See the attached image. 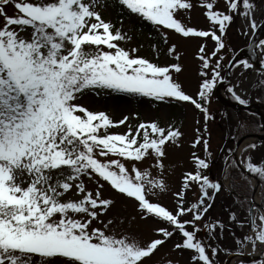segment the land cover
<instances>
[{
    "label": "snow or ice",
    "instance_id": "1",
    "mask_svg": "<svg viewBox=\"0 0 264 264\" xmlns=\"http://www.w3.org/2000/svg\"><path fill=\"white\" fill-rule=\"evenodd\" d=\"M219 3L0 0V264H148L174 235L180 236L174 249L190 250L191 264H215L221 249L209 241H215L217 228L222 232L225 225L206 218L222 189L219 181L205 174L212 155L208 121L214 116L209 105L217 85L227 79L222 71L253 67L249 60L235 56L224 64L227 29L238 16L254 33L259 26L255 13L264 16V0H223L222 7ZM197 7L209 22L207 29L178 18L184 13L190 20ZM109 8L116 10L117 23L102 16ZM125 17L149 25L164 45L168 30L183 38L214 42L211 51L206 43H199L194 54L199 78L194 95L174 78L183 65H161L136 55V47L123 46L132 40L131 30L123 27ZM242 34L247 35V30ZM150 47L159 57L158 45ZM247 47L261 49V68L253 87L264 89V39ZM176 49L173 43L166 54L178 61L181 54ZM240 83L239 78L235 85L229 83L226 92L247 106L250 100L236 91ZM87 93L149 98L156 102L153 107L190 104L203 118V130L193 127L190 145L192 149L202 145L206 155L190 153L193 167L181 172L174 190L170 177L176 165L165 164L167 149L181 147L185 136L175 120L161 126L158 118L141 119L136 112L114 119L81 103ZM200 123L195 120V125ZM120 126L124 131H112ZM247 127V121L238 120L232 138ZM256 127L264 128V124L257 122ZM257 147L249 142L229 148L225 177L229 169L243 166L264 183V158L253 162L250 154ZM244 178L249 189L255 187ZM106 185L110 192L132 201L135 214L128 218L129 227L133 221L142 223L150 234L145 242L141 233L123 227V218H106L114 203V198L104 196ZM194 185L199 196L190 201L187 193ZM234 187L228 183L230 190ZM169 193L164 203L162 198ZM236 202L247 203V215L241 221L230 212L229 221L241 228L246 223L249 232L235 237V254H244L249 244L255 252L257 245H264V207L249 196L237 195ZM201 231L207 233L205 238L198 237ZM257 264H264V259Z\"/></svg>",
    "mask_w": 264,
    "mask_h": 264
},
{
    "label": "rangeland",
    "instance_id": "2",
    "mask_svg": "<svg viewBox=\"0 0 264 264\" xmlns=\"http://www.w3.org/2000/svg\"><path fill=\"white\" fill-rule=\"evenodd\" d=\"M219 6H223V0H220ZM7 11L9 14L13 13V9L11 6L7 7ZM102 16L105 19H111L113 23H116L115 13L111 8L107 11H102ZM191 18L189 20L188 16L184 13H180L178 18L182 19V22L197 26L198 28L207 29L209 27V22L206 20L205 16L202 15V10L197 7L191 11L190 14ZM264 16L258 11L255 13V19L259 24ZM131 22H137L138 20L133 18L130 19ZM130 21H125L123 24L124 30H131L129 34L132 36V40L127 44L123 45L126 48L136 47L138 49L136 55L146 57L150 60L158 64H165V63H180L183 65V71L176 75L174 73V78L181 82L184 86V90L189 94H195L197 91V65L198 61L194 58L195 52L198 50L199 43H206V47L208 51H211L214 47V43L211 39H187L183 38L179 34H175L172 30H168L169 40L168 44L164 45L162 41L156 39V33L154 35H150V33L143 28V30H134V25ZM0 23H2V18H0ZM240 31H237V29ZM247 30V35H243L242 32ZM253 33L250 27H247L246 22L242 21L240 17L235 18V22L231 24V26L227 29L225 42L228 47L224 50L225 61L224 64L227 65L228 60L231 56L238 50L240 47L247 44L248 37ZM156 43L158 48L160 49V55L157 57L155 53L152 51L150 45ZM173 43L177 44V49L181 55L180 59L177 61L175 56H167L166 49L167 47L171 46ZM229 48L231 51H229ZM261 49H257L258 57ZM226 71H222V75H225ZM239 77H235L234 85L237 83ZM258 75L256 71H253L247 74L246 78L243 81H250L249 83H245L243 86H251L253 90L254 82L257 81ZM246 84V85H245ZM249 88V87H248ZM252 93V91H251ZM81 103L85 104L91 109L97 110H104L114 119L121 118L123 114H130L132 112H136L139 114L141 119H154L158 118L159 123L161 126H166V121L170 122L175 120L176 124L180 127V131L185 133L183 140L181 141V147H175L174 145L169 146L168 151V160L165 161V164L174 163L176 166L173 170V174L170 177V184L172 185L173 189H177L180 184V176L183 170H191L193 165L190 163L189 155L192 151H196L199 155L204 157L206 154L203 152L202 145L197 146L196 149H192L190 145V140L193 136V127H200L203 130V118L202 114L198 113V110H195L193 106L188 103H185L183 107H179L175 104L170 106H165L163 104H156L153 107V104L156 103L151 101L149 98H133L128 97L122 94H113L108 96H96L92 93H87L81 100ZM210 111L213 113L214 118L208 121V131L210 133V151L211 157L209 158V164H218L217 162H222V156H219L221 152L222 145H224L225 140H227V130L228 127H231L230 123L237 122L236 120L239 119V114L235 111H231L225 109L214 97V94L211 98L210 102ZM226 113V115H225ZM198 119L201 121L200 125H195V120ZM232 121V122H231ZM182 122V123H181ZM132 123H136V120L133 119ZM261 129V128H259ZM253 130V129H252ZM115 132H122L124 131V127L120 126L118 128L112 129ZM255 131V130H254ZM255 161L260 159L259 153H255L254 155ZM217 166V165H216ZM213 166L209 167L206 170L205 174L209 175V177L213 180L219 177V174L216 173L217 167ZM89 187H92L90 184ZM262 193V191H261ZM260 193V197L262 198V202L264 203V195ZM190 196L187 194L188 200L192 201L195 200L199 196V192L195 186L194 190L189 193ZM170 193L162 198L164 203H167L170 199ZM105 197L114 198V203L110 207L107 217L106 218H123L124 224L123 227L129 232H136L141 233L140 239L141 242H145L148 237L149 233L144 230V225L138 221H133L131 227H129L128 218L135 214L133 209V203L131 200H126L123 196L115 195L114 191L110 192L108 190V186L106 185L104 190ZM190 198V199H189ZM230 208L236 207V204L233 202H229L227 204ZM226 211L222 210L221 208H214L215 216H217L218 220L220 218L226 217L229 220V213L227 207H224ZM231 210V209H230ZM226 213V214H225ZM236 219L237 220H244L246 215L242 209H236L235 211ZM215 216L212 217L213 220ZM211 214L207 212L206 218L210 219ZM203 224V221L199 222ZM232 228H237L239 230V234L235 237H242L244 234L249 232V228L247 224H244L243 228L238 227L237 223L234 222L231 226ZM202 232V231H201ZM206 234L201 235L199 238H205ZM225 232H221L219 228L216 230V240L209 241L213 245L219 244L223 238H225ZM178 239H175V235L172 239L167 241L163 246L159 247V250L155 252L152 256V261L148 262V264H152V262H156V264H191L189 262V257H186L183 251L174 249L173 245ZM218 246V245H216ZM262 245H257V247H261ZM263 247V246H262ZM236 245L230 244L226 248V250L234 251L236 250ZM221 249V248H220ZM260 249V248H259ZM190 252V250H188ZM229 254L228 252H224V250H220L215 257V264L219 263L217 260ZM217 261V262H216ZM222 261V260H221Z\"/></svg>",
    "mask_w": 264,
    "mask_h": 264
},
{
    "label": "water",
    "instance_id": "3",
    "mask_svg": "<svg viewBox=\"0 0 264 264\" xmlns=\"http://www.w3.org/2000/svg\"><path fill=\"white\" fill-rule=\"evenodd\" d=\"M261 39H264V23H261L258 26L256 31L253 33L250 42H258ZM255 49L256 48L249 49L247 46H245L242 49H240L234 56L236 57L237 60H242V59L249 60L253 64L254 68L259 69V68H261V65L259 63L260 60L254 55ZM262 70H264V69H262ZM226 77H227V79L223 83L217 85L216 97H217L218 101L223 106L230 108V109H233V110H252V111H255L258 115L261 116L262 122L264 124V113H262L259 110L260 104H251V105H247V106H242V105H239L238 103H235V102L228 100L226 97H224L222 95V92H221L222 87H226L229 85V83H231L232 69L227 70ZM253 136L256 137L259 141H264V136H261L259 134H255ZM240 143L241 142H239V144ZM262 254H264V251L262 253L258 254L257 256H254V257H250L246 253H244L240 256L248 259L249 263L253 264V263H257L258 261L264 259V255H262Z\"/></svg>",
    "mask_w": 264,
    "mask_h": 264
},
{
    "label": "trees",
    "instance_id": "4",
    "mask_svg": "<svg viewBox=\"0 0 264 264\" xmlns=\"http://www.w3.org/2000/svg\"><path fill=\"white\" fill-rule=\"evenodd\" d=\"M112 9H113V12L115 13L116 20H118V17L116 15V10L114 8H112ZM125 21H130V19L125 17L123 19V24L125 23ZM116 23H117V21H116ZM131 23L134 25V30H140L141 31L144 28L149 33H151V35H154V30L149 25L142 24L139 20L137 22H131ZM117 26H119V24H117ZM259 95L264 98V89H260Z\"/></svg>",
    "mask_w": 264,
    "mask_h": 264
},
{
    "label": "bare ground",
    "instance_id": "5",
    "mask_svg": "<svg viewBox=\"0 0 264 264\" xmlns=\"http://www.w3.org/2000/svg\"><path fill=\"white\" fill-rule=\"evenodd\" d=\"M256 54H257V51H256ZM247 253L250 255V256H254L253 254H254V252L250 249V248H248L247 249ZM238 261H241V259H233V260H231V262H230V264H238Z\"/></svg>",
    "mask_w": 264,
    "mask_h": 264
}]
</instances>
